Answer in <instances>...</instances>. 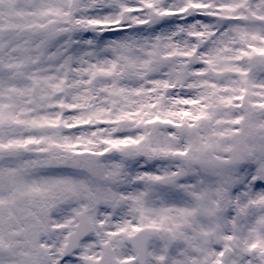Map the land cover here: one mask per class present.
<instances>
[{
  "label": "snow or ice",
  "instance_id": "obj_1",
  "mask_svg": "<svg viewBox=\"0 0 264 264\" xmlns=\"http://www.w3.org/2000/svg\"><path fill=\"white\" fill-rule=\"evenodd\" d=\"M0 264H264V0H0Z\"/></svg>",
  "mask_w": 264,
  "mask_h": 264
}]
</instances>
